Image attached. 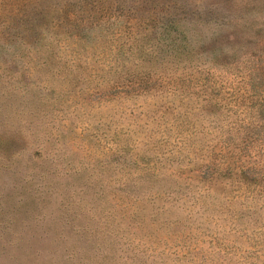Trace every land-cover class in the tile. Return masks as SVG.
<instances>
[{
	"label": "rangeland",
	"instance_id": "obj_1",
	"mask_svg": "<svg viewBox=\"0 0 264 264\" xmlns=\"http://www.w3.org/2000/svg\"><path fill=\"white\" fill-rule=\"evenodd\" d=\"M174 16L196 56L150 80H264V0H0V264H264V191L232 226L213 199L162 191L198 173L140 171L174 136L164 101L106 70L142 67L120 44L161 48Z\"/></svg>",
	"mask_w": 264,
	"mask_h": 264
},
{
	"label": "trees",
	"instance_id": "obj_2",
	"mask_svg": "<svg viewBox=\"0 0 264 264\" xmlns=\"http://www.w3.org/2000/svg\"><path fill=\"white\" fill-rule=\"evenodd\" d=\"M175 18L169 17L168 21L159 22L161 34L167 36L161 40L163 42L159 49L140 50L133 43L136 34L126 33L128 38L120 45H125L128 56L136 55L138 64L144 69L133 66L122 71L119 66H112L106 73L111 77L108 80H125L129 86L143 83L150 85L148 93L164 101L159 116L166 117L164 123H161L162 134L170 133L172 128L174 136L164 139L166 147L161 142L160 148L156 144L151 148L155 161L141 166L144 178L158 180L161 176H170L165 171L171 168L198 173L196 177L179 178L175 180V186L162 191L189 196L193 198L192 206L197 205L200 198H211L213 201L209 204L217 207L218 210L215 209L218 213L228 214L233 226L237 223L236 220L244 217L236 205L245 204L249 208L251 202L246 201L253 200L254 195H262L264 191V186H261L264 183V80H252L255 73L252 69L245 74L247 80H190L191 73L178 80H150L153 75L160 76L163 70L161 65L164 63H179L183 59L192 61L196 56L195 50L188 49L189 42L185 32L178 26L177 21L182 19ZM237 21L224 22L219 26H236L241 23L238 18ZM207 49L212 52L222 51L217 47ZM164 53L171 54L172 59L161 62ZM124 54L126 53L119 49L113 52L112 58L122 57ZM159 55H162L159 70L146 66L148 63L153 64L152 58ZM158 81L161 82L157 87L159 89H155ZM141 95L144 93L135 96ZM208 134L210 149L206 146L188 150V142L192 136L203 135L206 138ZM198 152L204 154L197 156ZM205 153L210 154L206 159ZM174 161L179 164L173 166ZM218 193L225 194L220 199ZM201 204L198 203V206Z\"/></svg>",
	"mask_w": 264,
	"mask_h": 264
}]
</instances>
